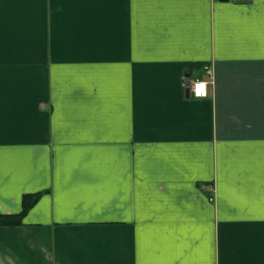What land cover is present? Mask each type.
I'll list each match as a JSON object with an SVG mask.
<instances>
[{
  "label": "crops",
  "instance_id": "obj_1",
  "mask_svg": "<svg viewBox=\"0 0 264 264\" xmlns=\"http://www.w3.org/2000/svg\"><path fill=\"white\" fill-rule=\"evenodd\" d=\"M30 192L0 264H264V0H0V212Z\"/></svg>",
  "mask_w": 264,
  "mask_h": 264
},
{
  "label": "trees",
  "instance_id": "obj_2",
  "mask_svg": "<svg viewBox=\"0 0 264 264\" xmlns=\"http://www.w3.org/2000/svg\"><path fill=\"white\" fill-rule=\"evenodd\" d=\"M42 192H30L23 195L22 209L17 213H1L0 226L21 225L24 222V217L28 211L40 198Z\"/></svg>",
  "mask_w": 264,
  "mask_h": 264
},
{
  "label": "built area",
  "instance_id": "obj_3",
  "mask_svg": "<svg viewBox=\"0 0 264 264\" xmlns=\"http://www.w3.org/2000/svg\"><path fill=\"white\" fill-rule=\"evenodd\" d=\"M197 85H204L205 86L204 94H197V88H196ZM191 91L194 94V96H196V97H206L209 94V82L206 80L197 79L193 82Z\"/></svg>",
  "mask_w": 264,
  "mask_h": 264
},
{
  "label": "snow or ice",
  "instance_id": "obj_4",
  "mask_svg": "<svg viewBox=\"0 0 264 264\" xmlns=\"http://www.w3.org/2000/svg\"><path fill=\"white\" fill-rule=\"evenodd\" d=\"M197 94H204L205 92V86L204 85H197Z\"/></svg>",
  "mask_w": 264,
  "mask_h": 264
},
{
  "label": "water",
  "instance_id": "obj_5",
  "mask_svg": "<svg viewBox=\"0 0 264 264\" xmlns=\"http://www.w3.org/2000/svg\"><path fill=\"white\" fill-rule=\"evenodd\" d=\"M222 1H226V0H222ZM188 74H190V72H188ZM186 92H187V95H190V84L188 83V86L186 88Z\"/></svg>",
  "mask_w": 264,
  "mask_h": 264
},
{
  "label": "rangeland",
  "instance_id": "obj_6",
  "mask_svg": "<svg viewBox=\"0 0 264 264\" xmlns=\"http://www.w3.org/2000/svg\"><path fill=\"white\" fill-rule=\"evenodd\" d=\"M193 84V83H192ZM192 90V85H191V88H190V91ZM192 92V91H191Z\"/></svg>",
  "mask_w": 264,
  "mask_h": 264
}]
</instances>
